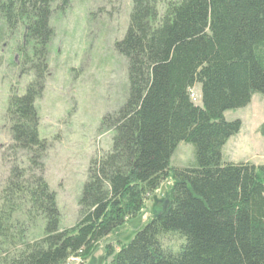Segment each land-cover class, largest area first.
<instances>
[{"label": "trees", "instance_id": "1", "mask_svg": "<svg viewBox=\"0 0 264 264\" xmlns=\"http://www.w3.org/2000/svg\"><path fill=\"white\" fill-rule=\"evenodd\" d=\"M57 1L68 3L0 0L5 64L32 76L22 95L9 93L4 116L10 166L0 188V264L88 256L136 218L167 178L166 206L110 264H264V165L223 161L224 146L241 129L224 112L264 97V0H131L126 31L113 43L126 60L127 96L101 119L111 148L91 160L69 229H61L44 178L47 145L35 108ZM180 143L193 146L194 166L169 167Z\"/></svg>", "mask_w": 264, "mask_h": 264}, {"label": "rangeland", "instance_id": "2", "mask_svg": "<svg viewBox=\"0 0 264 264\" xmlns=\"http://www.w3.org/2000/svg\"><path fill=\"white\" fill-rule=\"evenodd\" d=\"M53 5L50 26L54 36L48 46L47 74L35 108L39 136L45 141L44 178L56 195L61 229L77 221V201L91 160L111 148L112 134L100 127L103 116L115 112L127 96L126 60L114 51L127 28L131 0H68ZM8 41L0 42V188L10 159H4L10 138L5 111L10 92L22 95L32 76L5 64ZM2 54L4 56L2 57ZM199 105L198 86L191 89ZM226 121L239 120L241 129L223 148V161L264 165V97L254 94L248 106L226 111ZM195 165L194 148L180 143L170 158V168ZM172 179L164 180L148 197L145 208L134 219L102 239L84 257H72L65 264H110L118 249L167 204Z\"/></svg>", "mask_w": 264, "mask_h": 264}]
</instances>
